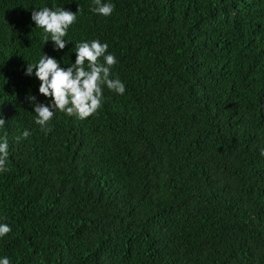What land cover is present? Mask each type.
<instances>
[{
  "label": "trees",
  "instance_id": "obj_1",
  "mask_svg": "<svg viewBox=\"0 0 264 264\" xmlns=\"http://www.w3.org/2000/svg\"><path fill=\"white\" fill-rule=\"evenodd\" d=\"M104 2L108 17L93 0H0V257L264 264V0ZM43 6L76 11L62 52L31 21ZM92 39L116 57L124 94L102 86L95 113L57 111L42 130L27 62L69 65Z\"/></svg>",
  "mask_w": 264,
  "mask_h": 264
},
{
  "label": "clouds",
  "instance_id": "obj_2",
  "mask_svg": "<svg viewBox=\"0 0 264 264\" xmlns=\"http://www.w3.org/2000/svg\"><path fill=\"white\" fill-rule=\"evenodd\" d=\"M93 3L91 11L100 16L108 17L114 10L111 2L93 0ZM76 19V11L65 7L43 6L32 8L31 11V21L37 28L43 30L44 45L51 42L54 52H62L69 43H72L65 37ZM72 54L73 62L64 65L60 59L43 52L36 62H27L24 68L25 76H34L39 81L36 92L29 90L25 100L36 114L35 123L44 131L50 130L49 122L57 111L81 120L95 113L102 104V86L119 95L125 92V84L119 78H110L112 66L117 61L114 54L108 52L107 43H102L99 39L81 40L75 44ZM39 96L44 99H38ZM4 124L5 119L0 116V127ZM29 134L25 130L21 135L27 137ZM8 155L7 136H0V172L7 170L5 165ZM10 231L7 223H0V237ZM0 264H10L9 258L0 257Z\"/></svg>",
  "mask_w": 264,
  "mask_h": 264
}]
</instances>
